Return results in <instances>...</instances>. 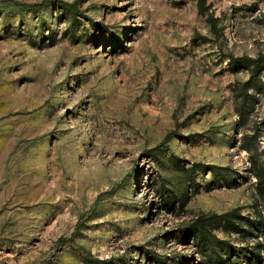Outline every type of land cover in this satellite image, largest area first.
<instances>
[{"label":"rangeland","instance_id":"1","mask_svg":"<svg viewBox=\"0 0 264 264\" xmlns=\"http://www.w3.org/2000/svg\"><path fill=\"white\" fill-rule=\"evenodd\" d=\"M205 5L0 0V264H264V226L184 234L251 217L264 159V71L228 65L264 54V0Z\"/></svg>","mask_w":264,"mask_h":264},{"label":"trees","instance_id":"2","mask_svg":"<svg viewBox=\"0 0 264 264\" xmlns=\"http://www.w3.org/2000/svg\"><path fill=\"white\" fill-rule=\"evenodd\" d=\"M206 0H197V8L199 12H204L207 9L205 5ZM63 5L72 13H78L72 3L63 2ZM208 20L211 24H214L215 17L211 14L208 15ZM228 65L230 70L236 71L239 68L249 69L250 76L258 75L261 71H264V54L258 56L250 55H228ZM244 88L242 97L245 99L249 94ZM244 101V100H243ZM242 101V103H243ZM244 104V103H243ZM242 111L239 110V113ZM245 148L249 149L248 146ZM249 170L255 176V197L253 201V212L254 214L250 217L249 215L244 216L236 208L222 212H210L205 214H199L189 223V228L184 234L192 235L198 244L208 250V248L214 247V245L221 241L216 235V229H222L224 231H244L246 233H253L259 235L262 226H264V159L260 161L256 157L250 158ZM224 175L222 178L230 180L232 173L228 170V167L223 168ZM255 207V208H254ZM245 224V227L242 226Z\"/></svg>","mask_w":264,"mask_h":264}]
</instances>
